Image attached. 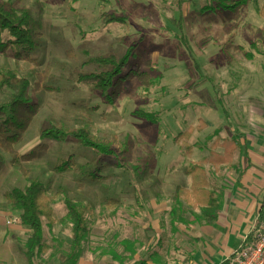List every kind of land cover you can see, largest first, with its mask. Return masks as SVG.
Instances as JSON below:
<instances>
[{
	"label": "rangeland",
	"instance_id": "rangeland-1",
	"mask_svg": "<svg viewBox=\"0 0 264 264\" xmlns=\"http://www.w3.org/2000/svg\"><path fill=\"white\" fill-rule=\"evenodd\" d=\"M218 1L109 0L103 4L98 0H12L16 8L31 11L39 35L31 62L16 63L10 49L0 53V70L29 78V94L39 104L13 148L22 155L45 143L47 150L32 162L13 164L11 155L0 149L2 225L5 218L9 222L15 218L9 215L14 211L4 194L38 181L47 186L53 210L52 228L42 219L44 243L53 257L70 245V225L63 221L65 197L88 209L89 229L81 254L124 264L145 252L157 237L158 226L166 232L175 229L178 242L167 241L171 247L186 251L187 244L198 248L205 241L206 225L200 222L199 207L191 195L188 164L208 156L213 144L236 140L238 147L229 165L205 168L211 189L223 194L225 207L245 194L244 183H254L252 163L264 155V0H245L237 21L218 7ZM106 12L124 17L125 25L102 24L101 14ZM257 30L262 37L256 35ZM129 49L124 73L130 69L144 72L147 81L134 77L125 82L112 104L68 79V72L90 57L120 58ZM44 71L47 85L55 90L36 92L35 74ZM10 93L5 91L1 101ZM139 113L153 115L156 123L139 118ZM3 119L0 115V123ZM49 123L87 128L100 140L116 137L122 143L114 146L119 154L101 158L70 140L42 141L40 131ZM200 123L205 126L202 130L197 129ZM188 127L196 128L187 141L193 147L190 155L174 142ZM69 155L84 170L55 173L53 167ZM96 164L103 166L100 176L104 179L92 182L85 174ZM177 187L181 210L171 216ZM108 201L115 202L114 206ZM253 213L257 216L258 212ZM191 220L193 233L191 225L181 224ZM58 231L62 251L54 248V239H58L54 232ZM8 233L1 245H13L12 255L27 264L22 257L26 234L15 239L12 230ZM159 245L158 238L149 252ZM47 252L46 248L42 251ZM43 254L34 264H47Z\"/></svg>",
	"mask_w": 264,
	"mask_h": 264
},
{
	"label": "trees",
	"instance_id": "trees-1",
	"mask_svg": "<svg viewBox=\"0 0 264 264\" xmlns=\"http://www.w3.org/2000/svg\"><path fill=\"white\" fill-rule=\"evenodd\" d=\"M98 1L103 4H108L109 2V0ZM245 4V0L218 1V7L229 12L234 21L239 19L240 9ZM125 20L124 17L112 13L101 14V22L104 25H125ZM256 35L262 37V31L257 30ZM38 39L39 35L34 31V20L31 11L26 8H16L12 0L5 2L0 0V53H5L10 49L16 63L31 62L30 54L37 48ZM130 53L131 50L129 49L120 58L110 55L90 57L82 63L81 67L70 70L68 79L96 92L106 103L112 104L118 99L125 82L134 77L143 83L147 81V76L144 72L130 69L124 73ZM84 66L93 67L95 70L92 72L83 71L82 68ZM47 75L46 71L35 74L34 91L51 92L55 90L47 85ZM30 88L31 82L29 78L20 76L13 70H0V115L4 117L0 123V149L11 155L13 164L32 162L47 150L45 143L38 144L28 153L22 155L16 154L13 148L21 141L23 134L39 109V104L33 101L29 94ZM7 90L11 91L10 95L6 100L1 101L2 94ZM137 116L150 124L156 123V118L151 114L139 113ZM204 127L201 124L197 129L202 130ZM195 129L194 127H188L185 132L178 134L174 139V142L180 145L186 155L191 154L193 147L187 141ZM40 139L42 141L56 142L70 140L92 150L101 158L108 156L117 157L119 153L114 149V146L122 144L116 137H112L109 140H100L87 128L68 129L54 123H49L40 131ZM237 147L235 139L223 140L220 144L211 146L208 156L199 161L190 162L187 166L186 175L191 181V195L195 204L199 207L200 222L204 225H213L224 206L223 194L211 189L205 168L207 165L212 166L214 169L222 165H229ZM123 148L122 152L126 147ZM217 148H221L222 152L217 151ZM83 168L84 166L74 164L73 157L69 155L66 160L55 165L53 171L55 173H63L65 171H83ZM102 169L103 166L96 164L93 171L85 174L86 178L92 182L104 179L100 176ZM175 193V208L172 209L171 216L181 210L178 187ZM4 197L9 203L11 210L19 213L20 225L26 230L22 257L27 264H34V259L40 258L43 254L42 251L46 248L43 238L42 219H46L48 228H52L55 223L53 210L49 206L47 186L41 182L32 181L23 188H13L7 191ZM107 203L112 206L115 204L113 201H108ZM62 204L65 210L63 221L70 225V245L66 251H62L65 259L60 264H76L81 255L80 247L84 240V235L89 229L88 209L77 205L67 197L63 198ZM178 219L185 223L182 216L178 215ZM263 221L264 201L258 211L257 226ZM130 252L132 255L134 254L133 251L130 250ZM114 258L116 259V256ZM221 264H228V261Z\"/></svg>",
	"mask_w": 264,
	"mask_h": 264
},
{
	"label": "crops",
	"instance_id": "crops-1",
	"mask_svg": "<svg viewBox=\"0 0 264 264\" xmlns=\"http://www.w3.org/2000/svg\"><path fill=\"white\" fill-rule=\"evenodd\" d=\"M253 175L252 181L254 183L243 184L245 194H239L236 196L238 199H234V203L223 206L222 211L219 212L217 221L209 226L206 225L204 230L205 241H201L198 248L194 245L187 244L186 251L169 246L167 241L171 243L178 241L175 239L174 228H169L168 232L157 228V237L153 239L150 244L145 247V252H142L135 258L130 259L124 264H221L225 261L230 262L235 252L245 244L246 240L251 237V230L257 226L258 213L263 201H264V155L258 157L253 163ZM251 181V180H249ZM250 187V188H249ZM11 222L5 218L4 225L0 221V264H25L17 257L12 255L13 245L11 248L2 246V240L7 238L8 232L12 230L13 235L11 238H17L19 235H25L26 230L21 227L19 221V213H9ZM1 219V214H0ZM194 220L187 222L184 225H191V233L195 230L193 224ZM264 223V221L262 222ZM261 223V224H262ZM12 226V228H11ZM259 227V225L257 226ZM11 229V230H10ZM177 229V228H176ZM58 232H54V248L62 251L64 248H60L61 237ZM190 233V228H187V234ZM159 238L160 245L154 252H149L153 248V244ZM249 240V239H248ZM69 244L70 240L68 239ZM60 246V247H58ZM48 252L43 254V258L47 261V264H59L64 261L65 257L62 254H57L53 257L52 250L46 247ZM22 262V263H21ZM76 264H121L116 263L113 260H109L106 257H95L89 253L81 254Z\"/></svg>",
	"mask_w": 264,
	"mask_h": 264
},
{
	"label": "built area",
	"instance_id": "built-area-1",
	"mask_svg": "<svg viewBox=\"0 0 264 264\" xmlns=\"http://www.w3.org/2000/svg\"><path fill=\"white\" fill-rule=\"evenodd\" d=\"M228 264H264V223L254 229L251 240L235 252Z\"/></svg>",
	"mask_w": 264,
	"mask_h": 264
}]
</instances>
